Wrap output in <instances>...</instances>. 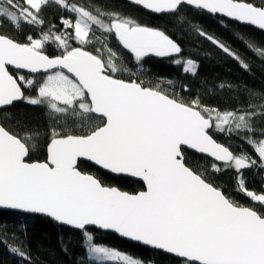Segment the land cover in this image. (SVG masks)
<instances>
[{
	"label": "snow or ice",
	"instance_id": "1",
	"mask_svg": "<svg viewBox=\"0 0 264 264\" xmlns=\"http://www.w3.org/2000/svg\"><path fill=\"white\" fill-rule=\"evenodd\" d=\"M132 2L157 14H174L187 4L264 30V0L259 5L244 0ZM52 5L69 14L60 17L62 29L50 23L37 36L29 33L25 42L0 34V107L23 100L45 107L52 121L44 134L45 160L29 159L40 147L39 129L20 132L0 123V207L44 214L80 230L87 255L95 261L147 264L95 242L90 226L114 230L122 237L175 254L186 264H264V192L249 190L243 178V170L257 162L264 169V128L257 132L254 124L257 117H264V102L221 110L201 104L198 97L186 101L170 94L160 81L153 86L137 78H120L121 73L133 77L136 73L122 60L117 63L118 54L109 47L112 36L130 50L137 65L150 53L169 57L179 55L182 48L165 31L100 4L0 0V20H7L16 30L23 24L40 28L46 23L43 9ZM184 21L179 18L180 23ZM190 27L249 69L225 43L194 24ZM97 31L103 37H97L101 47L86 50ZM236 38L264 59V47L243 34ZM73 40L79 46H73ZM48 43L55 44L60 54H46ZM173 62L182 65L185 73H197L198 64L191 58ZM21 70L29 75L19 74ZM37 74H42L41 79H36ZM183 87L187 90V85ZM33 89L34 96L26 95ZM248 95L259 94L249 91ZM260 99L264 101V96ZM213 130L236 135L255 156L243 150L234 153L214 139ZM184 146L232 167L238 174L237 191L261 206L241 205L214 185L203 169L189 166ZM81 158L113 174L140 178L144 190L130 193L106 185L97 175L81 170ZM211 168L221 170L216 163ZM11 238L16 239L14 234ZM0 243L31 264L23 245H8L7 238Z\"/></svg>",
	"mask_w": 264,
	"mask_h": 264
},
{
	"label": "trees",
	"instance_id": "2",
	"mask_svg": "<svg viewBox=\"0 0 264 264\" xmlns=\"http://www.w3.org/2000/svg\"><path fill=\"white\" fill-rule=\"evenodd\" d=\"M244 1L260 4V0ZM69 2L86 5L100 4L108 11H118L124 16L136 19L142 25L165 31L181 46L182 52L179 55L159 57L150 53L142 59L140 65H137L130 50L123 48L112 36L109 40V47L117 52L119 57L117 63L122 60L125 66L133 69L136 73L134 77L127 73H121L120 78H137L143 80L146 85L151 83L153 86L160 81L161 88L170 94L176 93L186 101L198 97L201 104L214 106L221 110L247 107L249 103L264 102L260 99L261 96H264V59L257 57L245 46V43L236 38L243 34L258 47H264L263 32L185 5H182L179 11L174 14H151L125 0H69ZM42 14L46 23L40 28L23 24L20 30H16L7 20H0V34L13 37L19 42H25L29 33L37 36L38 32L48 30L50 23L55 24L57 29H62L63 26L59 23L60 17L69 15L55 5L44 8ZM180 17L185 18L184 23L179 22ZM193 24L199 30L212 35L235 51L249 64V69L245 70L232 56L225 54L204 36L198 35L197 31L190 27ZM97 37L100 40L103 39L101 33L97 31L94 36L90 37L94 43L87 45L86 50L93 51L95 48L101 47ZM70 43L73 46H79L74 40ZM45 52L49 56L60 54V50L53 43L46 44ZM188 58L195 60L198 64L195 75L185 73L182 65L173 62L176 59L186 60ZM9 70L13 75H17V72ZM39 77H42V74L36 75L37 80ZM168 80L173 81V84L169 85ZM221 84L232 87L231 89L228 87L222 89L219 87ZM184 85H187V90H184ZM249 91L259 95L250 97ZM26 95L34 96L35 89L26 92ZM5 116H10V119H5ZM0 123L20 132L39 129L41 133L40 147L30 154L29 159L45 160L47 137L44 134L52 126L45 107L32 106L21 100L0 110ZM254 124L259 132L261 128H264V117H257ZM210 134H213L214 139L224 145L227 142L231 151L236 154L243 150L255 156L253 149L236 135L229 137L227 134L216 131ZM239 135L245 134L240 133ZM257 138L259 137L257 136ZM183 151L189 166L203 169L214 185L221 187L226 194L241 205L261 206L259 203L253 204V201L243 192L237 191L238 174L232 167L226 168L224 164L216 163L221 170L215 172L211 168V165L215 163L212 160L186 150ZM79 163L82 171L97 175L106 185L116 186L130 193L143 189L142 184L138 181L121 176H111L90 164ZM243 178L249 190L258 194L264 192V169L260 168L259 162L251 168L243 170ZM88 231L93 234L95 242L131 254L135 258L146 261L147 264H186L185 260L125 241L114 234L93 229H88ZM13 234L16 239L11 238ZM6 238L8 245H23L24 250L31 258V264H103L88 258L81 232L60 226L44 216L0 210V240ZM0 264H29V262L13 253L6 244L0 243Z\"/></svg>",
	"mask_w": 264,
	"mask_h": 264
},
{
	"label": "water",
	"instance_id": "3",
	"mask_svg": "<svg viewBox=\"0 0 264 264\" xmlns=\"http://www.w3.org/2000/svg\"><path fill=\"white\" fill-rule=\"evenodd\" d=\"M125 1H126L127 3H129V4H131V5H134V6H138V7H140L141 9H143L144 11H146V12H148V13H151V14H157V13H153V12H151V11H149V10H145L142 6H139V5H137L136 3L132 2V0H125ZM244 2H245V1H244ZM184 5H185V6H188L187 4H184ZM188 7L192 8V9H196V8H194V7H192V6H188ZM197 10H200V11L206 12V13H208V14H210V15H217V16H219V17H221V18H223V19H225V20H228V21H230V22H233V23H236V24H238V25H242V26H248V27L254 28V29H256V30L261 31V32L264 33V30H260L257 26H254V25H251V24H248V23H245V22L237 21V20H235L234 18L227 17V16H225V15L222 14V13H215V14H212V13L207 12L206 10H201V9H197ZM164 14H167V13H164ZM9 69H11V70L17 72V71H16L14 68H12V67H10ZM20 73L29 74L27 70H21ZM17 102H20V101H17ZM14 103H16V102H14ZM8 107H10V106H8ZM8 107H0V110L5 109V108H8ZM225 146H227V145H225ZM183 150H186V151L192 152V153H194V154H196V155H199V156H202V157L208 158V159L212 160V161L215 162V163L223 164V162L215 161V159H214L213 157L209 156L208 154H202V153H199L197 150H193V149L189 148L188 146H184ZM230 150H231V149H230ZM45 159H46V158H45ZM79 162H84V163L90 164V165L94 166L95 168H97V169L101 170L102 172H105V173H107V174H109V175H111V176H121V177L129 178V179L134 180V181H138V182H140V183L142 184V187H143L142 190H144V184H143V181H142L140 178L132 177L131 175H127V174H122V175L113 174V173H111V172H109V171H107V170H104V169L100 168L99 166H96V165L94 164V162L87 161V160L84 159V158H81ZM139 191H141V190H139ZM137 192H138V191H137ZM0 210H3V211H9V212H15V213H22V214H29V215H40V216H44V217L50 218L51 220H53L54 222H56V223L59 224L60 226H63V227H66V228L72 229V230H74V231L81 232L80 230H78V229H76V228H74V227H72V226H68V225H66V224H63V223L57 222V221H55L53 218L48 217L47 215H44V214H32V213H27V212H24V211H21V210L8 209V208H2V207H0ZM88 229L98 230V231H101V232H108V233H111V234L116 235L117 237H119V238H121V239H123V240H125V241L131 242V243H134V244H138V245H141V246L146 247V248L154 249V250H157V251L163 252V253H165V254L171 255V256H173V257H176V258H179V259L185 260L184 258H180V257H178V256L175 255V254H170V253H168V252H166V251H164V250L156 249V248H154L153 246L144 245L142 242H137V241H133V240H131L130 238L122 237L120 234L116 233L114 230H103V229H99L98 227H92V226H90Z\"/></svg>",
	"mask_w": 264,
	"mask_h": 264
},
{
	"label": "rangeland",
	"instance_id": "4",
	"mask_svg": "<svg viewBox=\"0 0 264 264\" xmlns=\"http://www.w3.org/2000/svg\"><path fill=\"white\" fill-rule=\"evenodd\" d=\"M39 79H41V77H39ZM213 131H215V130H213ZM228 143L226 142V145H227ZM228 146V145H227ZM88 256V255H87ZM89 258V257H88ZM89 259H91V258H89ZM92 260V259H91ZM93 261H95V260H93ZM95 262H98V263H103V264H121V262H112V261H104V262H100V261H95Z\"/></svg>",
	"mask_w": 264,
	"mask_h": 264
}]
</instances>
